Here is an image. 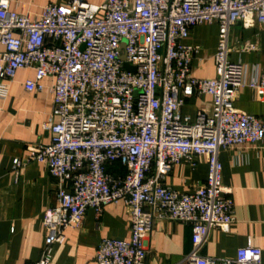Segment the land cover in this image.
<instances>
[{
    "label": "built area",
    "instance_id": "1",
    "mask_svg": "<svg viewBox=\"0 0 264 264\" xmlns=\"http://www.w3.org/2000/svg\"><path fill=\"white\" fill-rule=\"evenodd\" d=\"M13 2L0 0V99L20 70L32 69L25 90L50 92L55 119L42 125L50 142L30 148L25 162H39L57 181V205L44 216L46 246L26 264H50L66 229H82L88 211L100 218L119 202L130 210V238L102 240L97 264H149L145 242L160 220L191 226L184 264H264L262 250L251 245L234 259L199 254L211 230L227 232L235 221L220 152L264 141V121L234 105L244 88L264 104V70L253 67L248 79V67L230 60L232 28L264 24V0H64L36 17L13 10ZM213 23L216 76L198 79L192 62L199 48L186 41L195 27ZM47 78L51 86L43 84ZM195 95L210 96L212 110L192 120L182 107ZM196 156L207 160L204 185L187 194L164 184L175 166ZM13 164L18 175L24 162Z\"/></svg>",
    "mask_w": 264,
    "mask_h": 264
},
{
    "label": "crops",
    "instance_id": "2",
    "mask_svg": "<svg viewBox=\"0 0 264 264\" xmlns=\"http://www.w3.org/2000/svg\"><path fill=\"white\" fill-rule=\"evenodd\" d=\"M87 1L101 5L106 0ZM63 2L14 0L12 9L36 17L45 6ZM218 38V23L203 24L191 31L186 44L199 48L192 62L194 77L216 76L214 55ZM247 42L255 44L257 49L244 50ZM230 48V60L248 67V79L253 77V67L264 70V24L244 28L238 23L231 30ZM3 52L0 44V63ZM34 79V70H20L9 85L7 99H0V264H26L40 258L47 242L44 216L57 205V181L39 162L25 163L30 148L50 142L51 134L42 125L55 120L52 94L47 90L34 93L25 90V82ZM43 84L51 86L53 79L47 78ZM234 105L239 111L264 121V104L254 90H239ZM202 110H212L208 95L187 99L182 114L195 120ZM15 159L24 162L18 175L14 170ZM219 159L223 166V186L231 192L235 203V221L227 232L219 228L211 230L199 254L210 260L234 259L238 249L251 245L262 250L264 262V141L254 147L224 149ZM207 172L205 157L184 159L165 177L164 184L190 194L205 184ZM130 234V210L124 202L108 205L100 218L88 211L82 229L65 230V241L53 247L50 264H97L96 252L102 240H128ZM145 243L149 264H184L193 248L192 228L160 220Z\"/></svg>",
    "mask_w": 264,
    "mask_h": 264
},
{
    "label": "water",
    "instance_id": "3",
    "mask_svg": "<svg viewBox=\"0 0 264 264\" xmlns=\"http://www.w3.org/2000/svg\"><path fill=\"white\" fill-rule=\"evenodd\" d=\"M126 67L128 68V65H126ZM134 70V69H133Z\"/></svg>",
    "mask_w": 264,
    "mask_h": 264
}]
</instances>
